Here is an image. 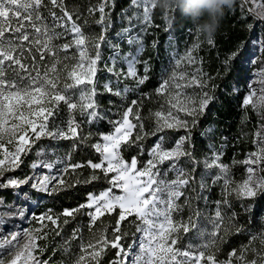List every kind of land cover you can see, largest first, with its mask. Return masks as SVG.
<instances>
[{
  "label": "snow or ice",
  "instance_id": "6c2138e0",
  "mask_svg": "<svg viewBox=\"0 0 264 264\" xmlns=\"http://www.w3.org/2000/svg\"><path fill=\"white\" fill-rule=\"evenodd\" d=\"M114 7L115 0H97L96 4L88 7L89 16L94 17L93 23L100 27L99 33L89 34L84 30L88 18L84 17L83 24L78 23L81 15L75 9L70 10L66 0H0V177L19 168L23 156L45 137L73 140L99 154L98 162L89 159L85 163L69 165L73 170L85 167L93 170L86 183L99 179L96 174L99 170L109 187L97 195L90 193L86 204L61 213L64 217H74L81 209H89L88 229L92 233L87 242L81 240L79 229L62 238L59 248L52 250V256L61 251L69 257L61 264H101L109 249L116 250L110 264H128L132 246L126 248L121 243L128 235L122 231L124 222L134 224L136 231L142 233L139 251L132 264H264V230L250 234L248 243L233 248L223 261L217 257L219 245L226 242L227 236L245 231L244 226L237 223L238 213L231 211L229 214L232 209L230 197L246 200L264 195V66L257 72V79L247 85L248 92L241 105L244 111L242 124L249 120V109L257 117L255 130L251 133L255 150L249 152L245 159L233 161L245 166V176L240 181L234 180L231 166L223 163L226 144L213 149L211 157L205 159V169L209 170L206 175H211L212 185H220L221 188V199L215 201L213 230L206 234L204 243H189L181 248L178 246L180 234L188 233L195 225L192 217L184 223L176 220L175 215L191 203L186 190L196 181L197 163L191 150L192 129L214 99L210 91H206L214 77L204 71L203 59L194 54L200 48L198 41L183 56L174 58L171 67L163 71L160 83L154 89L160 98L159 107L148 117L154 122L151 132L145 131L144 118L139 111L141 102L131 100L121 118L110 121L113 130L96 133L97 141L89 143L93 133L83 134L77 114L89 125L103 118L96 100L99 94L96 76L101 70L102 47L107 45L113 50L109 57L111 66L105 63L104 68L118 82L121 78L132 79L138 88L149 79V63L140 58L145 51L143 36L154 26L152 17L158 6L155 0H130V7L136 11L128 17L130 27L118 34L122 40L126 39L130 48H134L125 54H121L119 44L108 38L111 9ZM239 7L241 19L249 31L264 24V0H240ZM96 13L98 18H95ZM248 17L256 23H248ZM133 20L139 24V31L135 34H132ZM207 44L216 46L213 38L207 39ZM260 44L264 50V40ZM237 55L234 52L226 57L223 61L225 69ZM118 62L126 65V70L123 67L118 69ZM141 63L144 65L143 75L137 70ZM215 87L211 85L212 90ZM103 88L121 99L126 98L131 90L127 85L113 88L109 83ZM61 105L66 107L69 115L66 128L54 123ZM169 131H183L184 135L167 147L166 136L159 135L144 162L137 156L130 160L124 158L122 152L125 148L136 145L139 154L143 155L144 139ZM77 146L74 143L73 149ZM182 160L191 162L193 167L185 169L181 166ZM42 166L47 169L53 167L51 163H43ZM32 167H37V164ZM212 169L217 170L214 175L211 174ZM67 170L64 169L65 172ZM169 173L174 174L172 178H169ZM56 179L44 175L36 183H31V187L47 190L48 184ZM31 180V177L6 179V182H0V189L18 188ZM58 184L65 185L66 181L60 178ZM209 188L202 177L199 189ZM115 190H119V194ZM181 198H184L183 203ZM49 213L38 218L39 228L23 232L22 241L21 233L16 232L0 242V248L12 249L8 257L0 259V264H53L52 256L44 258L47 244L39 243L40 240L47 241L50 234L61 236L60 216ZM112 214L116 219L110 226L111 238L108 236L109 225L99 229L98 233L93 231L98 221L102 223V217ZM195 215L199 217L200 213L197 211ZM44 221L53 227L46 231L48 225ZM68 222L65 219L63 224ZM74 240H81L78 253L72 252Z\"/></svg>",
  "mask_w": 264,
  "mask_h": 264
},
{
  "label": "trees",
  "instance_id": "16d2710c",
  "mask_svg": "<svg viewBox=\"0 0 264 264\" xmlns=\"http://www.w3.org/2000/svg\"><path fill=\"white\" fill-rule=\"evenodd\" d=\"M66 3L70 10L75 9L81 15L78 23L83 24L84 17L88 18V24L84 26L86 33H99L100 27L93 23L94 17L89 16L87 11L90 5L97 3V0H66ZM161 4V8L157 7L154 10L152 17L154 26L149 28L143 36L145 51L140 59L149 63L148 81L138 88L132 79L121 78L118 82L117 78L104 68L105 63L111 66L109 57L113 55V50L104 45L101 49L103 60L99 65L101 70L97 72L96 76L99 92L96 100L99 105L98 111L103 118L91 125L84 123L85 118L80 117L79 114H77V120L82 123L83 134L93 133L89 143H95L98 139L96 133L112 131L113 125L110 121L119 120L121 113L130 104L131 100H139L141 102L139 111L141 117L144 118L145 131L151 132L154 122L148 117L150 112L159 107L160 98L155 94L154 89L159 85L163 71L171 67L174 58L183 56L185 51L191 48L193 44L200 42V48L194 54L203 59L204 71L214 77L210 81V89H206V91H210L214 99L205 115L200 118L197 126L192 129L191 150L197 163L195 164L196 181L186 190V195L191 198L190 206L185 205L183 211L175 215L176 220L184 223H188L189 217H192L195 225L190 227L188 233L180 234L181 240L178 246L185 248L189 243L198 245L205 242L206 234L211 233L213 230L212 221L215 218V201L221 199L220 185H212L211 175H206L209 170L205 169V159L211 157L213 149H218L221 144H226L222 161L231 166L233 179L240 181L245 176V166L240 163H233V161H241L245 159L249 152L255 150L256 146L252 143L251 133L255 130L257 117L249 109V120L242 124L244 111L241 105L244 96L248 92L247 82L252 72L259 71L260 67L264 66V50L261 49L260 44V41L264 40V24L254 27L253 31H249L245 27V21L241 19L240 0H235L231 8L225 7L220 26L213 37L216 46L211 47L207 44L205 36L198 31L191 18L181 13V6L173 5L171 10H168V0H161ZM135 11V8L130 7V0H115V7L111 9V27L108 31V38L112 43L120 45L121 54L134 51V48H130L127 44L126 39L122 40L118 34L130 27L128 17L132 16ZM98 15L96 13L95 18H98ZM204 19L206 17H201V21ZM247 22L256 23L251 17L247 18ZM132 25L135 26L132 34H135L139 31V24L133 20ZM153 42H155V47H153ZM234 52L238 54L237 58L231 60L227 69H225L223 61ZM122 67L126 70V65L118 62L117 68ZM137 70L138 74H144L143 63L137 65ZM218 72L219 75H217ZM106 83L111 84L113 88L117 86L123 88L127 85L131 90L127 93L126 98L121 99V97L104 91L103 85ZM211 85L216 86L214 90L211 89ZM189 91L192 90L189 89ZM68 118L66 107L61 105L54 123L60 128H66ZM58 122L60 125H58ZM159 135L166 136L165 146L167 147L173 144L179 136L184 135V132L169 131L166 134L158 133L157 136L149 135L142 141L143 155L139 154V148L136 145H132L123 150L124 158L130 160L132 156H137L139 161H146L148 150L156 142ZM225 137L226 140L223 139ZM74 143L78 144L75 149H73ZM98 157L99 154L94 149L73 140L45 137L37 141L32 150L23 156V163L20 167L14 171L5 172L4 176L0 178V182H6V179L11 178H32L40 171L45 173V169L33 168L34 163L38 166H42L43 163H51L53 167L50 174L57 179L52 180L45 191L33 189L30 183L21 187L19 194L34 203L24 219L18 218L17 207L20 200L15 195V189L11 187L0 189L2 204L0 211L5 219L3 221L6 222V228L16 227L18 224H22L24 230L39 228L41 225L38 218L51 210L49 214L60 216L59 224L62 232L61 236L50 234L47 241H39L41 245L47 244L48 246L44 258L52 256V250L59 248L62 238L69 237L75 229L80 230L81 240L87 242L92 237V233L88 229L89 217L87 216V212L90 210L87 208L81 209L74 217H64L61 213L65 209L70 210L78 208L81 204H86L90 193L97 195L109 187L99 170H96V174L100 178L86 183L85 181L90 180L92 169L85 167L73 170L69 167L70 164L85 163L89 159L98 162ZM181 166L185 169H191L193 164L187 160H182ZM65 168L68 169L67 172L64 171ZM210 171L214 175L217 170L212 169ZM202 177L210 185V188L204 191L199 189V182ZM60 178L66 181L65 185L58 184ZM183 200L184 198H181L180 202L183 203ZM230 200L232 209L229 214L231 211L238 213L237 223L243 225L245 231L227 236L226 242L219 245L217 257L221 261L226 259L228 252L233 248H239L242 244H247L250 234L264 230V195L246 200L232 196ZM197 211L200 213L199 217L195 215ZM65 219L69 221L67 224H63ZM115 219V214L105 215L101 218L102 223L98 221L93 231L98 233L99 229L109 225L108 236L111 238L110 226L115 224ZM44 223L48 225L46 231L53 227L48 221H44ZM6 228H2V230ZM122 231L128 235L124 237L121 243L128 248L129 245L132 246L137 241L139 233L136 231L135 225L128 222H124ZM81 240L72 241L73 253H78ZM115 251V249H109L101 264H110V261L115 258ZM68 259L69 257L61 251H57L55 256H52L53 264H61L62 261Z\"/></svg>",
  "mask_w": 264,
  "mask_h": 264
},
{
  "label": "clouds",
  "instance_id": "9594fccd",
  "mask_svg": "<svg viewBox=\"0 0 264 264\" xmlns=\"http://www.w3.org/2000/svg\"><path fill=\"white\" fill-rule=\"evenodd\" d=\"M162 7L161 0H155ZM235 0H168V7L181 6V13L191 18L200 33L206 39L214 37L225 13V7L231 8ZM201 17H206L201 21Z\"/></svg>",
  "mask_w": 264,
  "mask_h": 264
},
{
  "label": "rangeland",
  "instance_id": "374dc122",
  "mask_svg": "<svg viewBox=\"0 0 264 264\" xmlns=\"http://www.w3.org/2000/svg\"><path fill=\"white\" fill-rule=\"evenodd\" d=\"M257 72L258 71L252 72V74H251V76H250V78H249V80L247 82V85L249 83H251L252 81L257 79V75H256ZM57 121H59V120H57ZM58 125H60L59 122H58ZM35 168H37L38 170L45 169L46 171H45V173L40 171L37 175L33 176L32 180L30 181V185H31V183H36L37 180L39 178H42L44 175H48L49 177H52L51 174H50L52 169H47V168H44L43 166H38V165ZM173 175H174L173 173H169V178H172ZM22 186H24V185H21L18 188H14L15 189V195H17V197L20 200L19 206L17 207L18 218H20V219H24L26 217V215L28 214V211L30 210V208H32L33 205H34L33 201L28 200L25 196H21V194H19L20 193L19 190L21 189ZM35 190L45 191V190H42L40 188H37ZM115 191L117 192V194H119V190H115ZM1 205L2 204H1V201H0V208L2 207ZM3 220H5V219L1 215V211H0V242H3V240L5 238H10V235L12 233H16V232L21 233V241H22L23 240V235L22 234L25 231L22 228V224H18L16 227L6 228V222H3ZM2 223H4V224H2ZM2 228H6V229L2 230ZM141 237H142V233H139L137 241L132 245V248H131V250L129 252L128 264H132V261L134 259L135 254L139 251L138 245H139V241H140ZM10 251H12V249H10V248L9 249L0 248V259H5L6 257H8V254H9Z\"/></svg>",
  "mask_w": 264,
  "mask_h": 264
},
{
  "label": "built area",
  "instance_id": "2783aa9c",
  "mask_svg": "<svg viewBox=\"0 0 264 264\" xmlns=\"http://www.w3.org/2000/svg\"><path fill=\"white\" fill-rule=\"evenodd\" d=\"M4 222V221H3ZM2 224H4V223H2Z\"/></svg>",
  "mask_w": 264,
  "mask_h": 264
}]
</instances>
